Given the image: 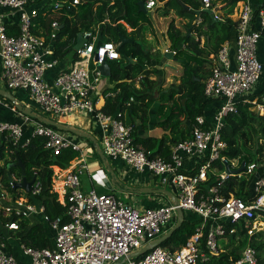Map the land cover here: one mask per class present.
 I'll return each instance as SVG.
<instances>
[{
	"label": "built area",
	"instance_id": "built-area-1",
	"mask_svg": "<svg viewBox=\"0 0 264 264\" xmlns=\"http://www.w3.org/2000/svg\"><path fill=\"white\" fill-rule=\"evenodd\" d=\"M79 1L73 0V3ZM31 2L0 0V7H10L19 15L18 32L9 34L5 14L0 13L1 79L6 89L24 91L32 110L35 106L57 116V119L46 117L48 119L61 121L75 113L88 115L100 130L102 150L106 155L121 158L138 171H149L154 177H159L163 185L173 186L178 202L140 209L123 201L114 192L102 193L96 188L83 190L81 178L84 173H90L88 159L95 153L90 142L83 138L78 140L70 135L71 132L25 114L15 104H9L0 97V139L3 142L25 147L39 136L44 138V148L53 157L64 149L77 153L66 168L52 165V191L66 206L67 220L61 215L51 218L44 205H36L27 195L14 197L10 189L7 191L1 187V180L0 211L8 217L18 216L6 221L5 226L17 230L21 221L27 222L34 215L41 214L43 221L55 231V236L51 247H35L21 242V250L28 258L24 261L10 250V237L5 238L0 232V264H208L209 255H217L223 250L219 241L229 234L237 235L238 224L244 225L250 235L264 231V175L258 164L246 162L243 172L235 174L239 178L245 176L250 182V193L244 196L237 192L226 196L222 192L224 181L230 174L214 165L218 159L225 163L229 161L222 156V150L228 146L222 130L226 117L238 111L241 98L252 103L254 111L264 114V90H256L264 74V62L258 54L264 37L263 7L256 12L252 0L238 3L235 50L226 41L217 53L211 54L214 64L204 86L205 98L217 106L211 117L207 113L197 115L191 125V135L174 142L168 156H165L136 141L133 124L126 121L134 96L126 102L125 108L118 106L114 112L105 108L107 100L113 99L120 88L106 83L105 78L111 80V76L103 75L100 66L106 61L121 58L119 43L101 40L98 45L99 32L86 29L83 31L86 42L76 50L78 58L59 68L60 60L55 56L54 43L60 22L57 19L53 21L49 40L36 32L35 19L39 7ZM201 3L202 9L213 7V0H201ZM155 5L156 0L145 3L147 9ZM165 52L175 55L176 50L167 47ZM53 69L55 74L50 80L48 73ZM249 94L255 97H246ZM2 107L18 113L22 120L1 118ZM185 155H198L201 158L199 164L186 169ZM241 163L240 158L231 160L234 169ZM210 173L220 177L216 183H208ZM11 185L14 183L10 182ZM41 189L40 180L35 178L30 192L37 195ZM178 207L195 213L200 219L187 242L177 250L161 244L144 254L131 256L176 223ZM257 262V249L248 244L240 251L235 264Z\"/></svg>",
	"mask_w": 264,
	"mask_h": 264
},
{
	"label": "trees",
	"instance_id": "trees-1",
	"mask_svg": "<svg viewBox=\"0 0 264 264\" xmlns=\"http://www.w3.org/2000/svg\"><path fill=\"white\" fill-rule=\"evenodd\" d=\"M140 1L146 2L147 0H80L76 4L73 3V0L44 2L35 19V31L46 36L49 40L53 21L57 19L60 22L61 27L56 31L54 43L55 56L60 60L59 68H64L66 65L64 62L62 63V59L70 58L71 62H74L78 58V51L74 47L78 34L86 29H98L102 40H111L106 37V34H112L114 39L116 35V43H119V32L127 37L131 35L134 41L119 46V52L123 55L122 57L126 58L132 55L136 61L133 63L119 62L118 60L109 62L112 69L111 80L117 82L115 87H119L120 91L113 99L107 100L105 108L109 112H114L118 106L125 108L126 102L131 96H134L128 114L134 119V116L138 115V111L141 110L142 118L146 121L149 108L156 99H160L162 103L159 107L156 125L167 130L170 129L171 134H165L159 140L151 136L145 138L138 134L137 126L134 123L133 134L136 141L143 143L149 149L155 146V142H159L155 152L168 156V142H178L191 134V132L188 134L187 131L181 130L186 126V121L193 124L197 115L207 113V109L213 110L216 106L215 102L212 104L204 96L205 82L214 64L211 54L217 53L226 41L232 45L236 44V21L229 14L234 12V7L240 0H226L228 2L226 17L217 20L213 19L206 9L201 8V0H167L165 2L168 7L178 8L181 15L193 20L200 17L199 23L190 24L193 26L191 34L188 33V30L180 32L175 21H171L169 25L168 35L172 41V48L176 50L174 58L180 62L183 71L177 77L179 82L171 83L165 91H161L156 79L150 77L158 70L152 71V69L146 68V65L152 61V55L145 49L138 36L146 25L151 28V19L149 14L141 9ZM257 3L254 6L256 12L260 7L264 8V0H257ZM184 4H190L193 9H186ZM120 20L128 22L133 30L128 33L124 25L119 22ZM202 37L205 38L204 42H202ZM182 44H185V47ZM137 73L141 75V87H136L134 83ZM262 89L264 90V88ZM262 89L259 91H263ZM156 91L159 92L158 98H156ZM253 95L249 94L246 97H255L257 93L255 96ZM0 97L12 104L11 100L3 96ZM252 106V103L241 98L238 102V111L230 113L226 117L222 136L228 146L222 150V156H225L230 163L234 158H240L241 162L243 160L251 162L253 160L250 154L252 149L248 146L252 142L256 147L253 150L254 155L264 149L260 142V139L264 140V114L257 113L252 109ZM84 139H87L90 144H94L91 139L85 137ZM43 142L44 138L38 136L34 137L29 145L16 147L12 143L7 144L0 139V161L5 160V164L0 165V180L14 192V197L26 193L30 201L39 206L44 205L46 213L51 218L61 215L67 220L66 206L59 202L57 193L52 191L54 172L52 165L66 168L77 153L72 149H64L60 155L53 157L44 148ZM11 149L13 151H10ZM18 157L26 165L27 179L40 180L42 189L39 194L32 195L22 187L10 186L8 173H16L17 178L22 179V169L16 164ZM214 165L221 171L226 170V163L221 159L215 160ZM261 174L264 175L262 172ZM219 178L218 175L210 173L209 183H216ZM222 192L226 196H229L231 192H237L244 196L250 193V182L246 178H239L238 175L231 174L224 181ZM17 217V215L8 217L3 214L2 210L0 211V232L5 238L18 236L22 243L35 247L47 246L42 222L35 221L32 224H27L21 221L20 228L17 230L5 226L6 221L17 219ZM199 221L200 219L196 216L185 215L183 224L162 245L171 250H177L195 232ZM236 228L240 239L239 243L236 244V241L239 240L236 239L237 235L229 234L228 250L223 249L217 255L212 254L208 264H235L236 259L240 256L238 249L248 244L257 249V264H264V231H257L250 235L244 225L243 227L237 225Z\"/></svg>",
	"mask_w": 264,
	"mask_h": 264
},
{
	"label": "crops",
	"instance_id": "crops-1",
	"mask_svg": "<svg viewBox=\"0 0 264 264\" xmlns=\"http://www.w3.org/2000/svg\"><path fill=\"white\" fill-rule=\"evenodd\" d=\"M166 1L167 0H162V1L158 0L157 1L156 5L151 8V9L156 8V11H157L153 15L150 14V12H149L150 9H148V11L146 13H148L150 16L151 28L148 25H146L145 28L142 30L141 34L138 36V39L141 42H145L147 44V46L144 45V47L152 55L151 56L152 61L148 64V69H152V71L157 69L158 72L154 73V74H158V75H162V76L164 74H166V72H167V71L166 72L164 71L165 69H168V67L166 65L171 66L172 63L176 60L174 58V55H172L173 57L167 59L165 62H163V60H162L164 57V54L166 53L165 49L167 47L172 48V41L168 35L169 25H170L171 21H175V24L178 27V29L180 30V32H186L188 29H186V31H182L181 27L189 19V18H187V16L181 15L180 13H178V8L168 7L167 5H165ZM242 1L243 0H240L239 2H242ZM44 2L49 3V2H52V0H32L31 4L33 6L35 5V6H38L40 8L43 6ZM163 2H164V4H163ZM239 2H237L236 6L234 7V12L229 14V16L235 21L238 18L237 9L239 6V4H238ZM252 4L254 6H256L258 4L257 0H252ZM185 5H187L188 8H186ZM212 5H213L212 9H213V11H215V14L217 15L218 18L223 19L226 17L227 5H228V2L226 0H213ZM184 7L186 9H193L190 4H184ZM0 13L5 14V23L7 24V32L9 34H16L18 32V21H19L18 13L10 7H0ZM161 14H163L164 16H162ZM165 17H170V20H166ZM193 21L195 22L196 19ZM119 22H121L124 25V27L126 28L128 33L133 30L131 25H129L128 22H126L125 20H120ZM194 22H193V24H194ZM192 29H193V26H191V31H192ZM96 31L99 32L98 29H96ZM99 35H101L100 32H99ZM106 37L108 39H111V40H113V38H114V36L112 34H106ZM128 37H132V36L128 35ZM204 39L205 38L202 37V42H204ZM182 46L185 47V44H182ZM234 48H235V44L232 45V50H235ZM167 53H170V52H167ZM258 54H259L260 59L264 62V37L262 38V40L259 44ZM121 58H122L121 61H123V62L128 61V58H126V57H121ZM120 59H118V61ZM133 59H134L133 62H135L136 58H133ZM61 61H62V63L64 62L66 65H69L72 63L70 58H64ZM121 61H119V62H121ZM110 62H112V60ZM178 66L179 67H175V70L179 73L178 75H180L183 71V68H182V65L180 64V62H179ZM1 72H2V59L0 56V87L3 89H6V86L3 83V80L1 79ZM54 74H55V69L49 71L48 76H49L50 80L52 79V76ZM139 76L140 75H138L134 81L136 87H141V79L139 78ZM151 78L156 79L155 76L151 77ZM175 80H176L175 82H177V83L179 82V79L176 78ZM105 81L108 85L110 83V86H113L114 84L116 85V83H117L116 81L110 80V78H107V80L105 78ZM161 82H162V80H161ZM169 86L166 87L165 89H161V85H160V89H161V91H165L167 88H169ZM262 88H264V74H263L261 81L258 83L256 90H260ZM9 91L12 92L16 96L17 100L20 103H22L23 106H30V107L32 106L31 102L29 101L28 96L24 93V91H22V90L15 91V92L11 91V90H9ZM156 96H157L156 98L159 97V92ZM161 103H162V101L160 99H157L151 105V107L148 110V118L146 119V121H144V119L142 118V111L141 110L138 111V115L134 116V119H132V117L129 116V114L127 115L128 120L130 119V123L131 124L134 123L135 126H137L138 134L140 136L145 137V138L147 136H151V137L159 139V138L163 137L165 134H171L170 129L167 130L163 127L156 125V122L158 121V115H159L158 111H159V107H160ZM12 104H13V102H12ZM216 106H217V103H216ZM212 112H213V110L211 108L207 109V116L211 117ZM80 114H82V115H80ZM80 114L79 113L73 114L72 120L67 119L68 120L67 124L73 125L74 127H78L82 130L88 131L92 135H94V137L96 138V142L94 143L92 141L94 144H91L93 149L95 150V153L91 155V159H88L89 169H90L89 172L90 173H84L82 175V176H85V184L82 183V187L88 188V189L83 188L84 190L96 188L98 192H102V193L114 192L121 197L123 196V197L128 198L127 200L133 199L134 201H131V202H134V203H131V204L135 205L136 207H138L140 209H144L147 207L159 206L161 204H166V203L171 202V199H169L167 197V195H165L164 193L158 192L157 190H159L161 188H166V189L172 191V193H174L175 190H174L173 186L163 185L162 183H160L159 177H157V176L154 177V175L149 173V171H138L137 169H135L133 166L129 165L125 160H123L121 158H113L111 156L106 155L102 150V145H101L100 136H99V134H100L99 128L97 126H95L93 122H91V118L88 115L83 114V113H80ZM1 118L13 120V121H17V122H20L22 120L20 115H18V113L13 112L9 108H5V107L1 108ZM143 122H144V124H143ZM191 125H192V123H190L187 120L186 126H184V128H182L181 130L183 132L187 131V133L189 134V132H191ZM190 135L191 134H189L188 137ZM79 136L74 135L73 137L79 140V139H81ZM179 136H180V133H179ZM188 137H186V138H188ZM138 143H140V142H138ZM140 144L144 145L143 143H140ZM172 144L173 143L168 142L169 149H170V146ZM99 145H101V147ZM200 159L201 158L198 155H195V156L185 155V159H184L185 168L186 169H193L195 166H197L199 164ZM218 170H220V169L218 168ZM215 173L217 174V172H215ZM144 174H147V175H144ZM90 177H92L94 179V181ZM151 181L154 182V185H149V183ZM0 182H1V180H0ZM149 188L152 189L153 191L152 192H148V191L143 192L144 189L147 190ZM163 196L166 197L167 200L162 199ZM191 216L192 217L196 216V214L191 212ZM35 221H39V222L43 223V226H44L43 228L45 231L44 234H45V238L47 239V242H46L47 246H50V247L53 246L54 245L55 231L52 229V227L48 223L43 221L41 214L34 215L29 220H27L26 223L32 224ZM9 237H10V240H9L10 250L12 252H14L18 256V258H20L24 261H28V258L23 254V252L21 250V241L19 240L18 236H9ZM238 237H239V235H238ZM226 239H227V242L225 243V246H222V249H224V250H228V247L226 244H228V242H229L228 241L229 236H227L223 240H226ZM44 247H46V246H44Z\"/></svg>",
	"mask_w": 264,
	"mask_h": 264
},
{
	"label": "water",
	"instance_id": "water-1",
	"mask_svg": "<svg viewBox=\"0 0 264 264\" xmlns=\"http://www.w3.org/2000/svg\"><path fill=\"white\" fill-rule=\"evenodd\" d=\"M140 5H141V9L144 10V12H147L148 9L146 8L145 6V2L144 1H140ZM186 8H188L187 5H185ZM212 16L213 19L217 20L218 17H216V14H215V11H213V9L211 8H205ZM200 17L198 16L195 23H198ZM188 33L191 34V29L189 28L188 29ZM102 40V36H100V39H99V42H98V45L100 44V41ZM134 41V38L133 37H127L125 35L122 34V32H119V46L123 45V44H126V43H130V42H133ZM86 42V38L83 36V32H80L78 34V39H77V43L75 45V50H78L80 49L84 43ZM172 53H165L164 54V57H163V62H165L167 59L169 58H172ZM128 58V61L129 63H132L134 61L133 59V56L132 55H129L127 56ZM101 70L103 71V75L105 76H111L112 75V69H111V65L109 64V62H104L101 66ZM156 93L158 94V91H156ZM0 96H3L4 98H7L9 100H11L13 102V104H15L16 108L25 113V114H28L32 117H36L37 119L49 124V125H52L56 128H59L61 130H64V131H67V132H71V133H74V134H77V135H80L82 137H85V138H88V139H91L94 143L96 142V138L94 137V135H92L90 132L88 131H85V130H82L78 127H74L72 125H69V124H65L61 121H55V120H52V119H48L46 117H43L39 114H37L35 111L32 110V108L30 106H23L22 103H20L16 96L10 92L9 90L7 89H3L0 87ZM245 163L246 161L243 160L242 163H241V166L239 168H232L231 166V163L229 161H226V172L228 174H239V173H242L243 170L245 169ZM16 164L18 166L21 167L22 169V180L21 181H17L15 180V178L12 176L11 173H8V176H9V181L14 183V186L15 187H22L24 188L27 192H30L31 189H32V185L35 181V178L31 179V180H28L27 179V176H26V165L22 162L21 158L18 157V161L16 162ZM152 192L153 190L152 189H147V190H143V192ZM158 192H161V193H164L165 195H167V197L169 199H171V201L173 203H177L178 200H177V197L174 193H172V191L166 189V188H161L159 190H157ZM185 220V210L182 209L181 207H178L177 208V221L176 223L167 231L165 232L162 236L152 240L150 243H148L144 248L140 249V250H137L135 251L134 253L131 254V256L135 257V256H138V255H141V254H144L146 253L147 251H149L150 249H152L153 247H156L158 245H161L163 244L173 233L176 229H178L184 222ZM118 264V263H116Z\"/></svg>",
	"mask_w": 264,
	"mask_h": 264
},
{
	"label": "rangeland",
	"instance_id": "rangeland-1",
	"mask_svg": "<svg viewBox=\"0 0 264 264\" xmlns=\"http://www.w3.org/2000/svg\"><path fill=\"white\" fill-rule=\"evenodd\" d=\"M157 1L158 0H156V3H157ZM163 4H164V2H163ZM149 12H150V14L151 15H153L154 13H156L157 11H156V8H153V9H150L149 10ZM179 13V12H178ZM162 16H164L163 14H161ZM166 18V20H170V17H165ZM187 18H189L188 20H187V22H185L183 25H182V27H181V30L182 31H186V29H191V26H190V24L191 23H193V19L192 18H190V17H187ZM197 19V18H196ZM195 23V22H194ZM190 26V27H189ZM113 40L115 41V42H117V37H116V35H115V39L113 38ZM143 45H145V46H147V44L145 43V42H141ZM122 55V54H121ZM123 56V55H122ZM121 56V57H122ZM122 60V58L119 60V61H121ZM116 62V60H113L112 62ZM179 65V62L177 61V60H175L173 63H172V65L171 66H169V65H166L167 67H168V69H165L164 71L166 72V74H164L163 76L162 75H158V74H154V73H156V72H154L153 74H151L152 76L151 77H154L155 76V78H156V81H157V83H158V86L160 87V85H161V89H165L166 87H168L171 83H174L176 80V78L179 76L178 74V72L175 70V67H179L178 66ZM146 68H148V65L146 66ZM138 75H140V74H138L137 73V75H136V78H137V76ZM171 80H170V79ZM161 80H162V82H161ZM160 83V84H159ZM12 91V90H11ZM157 95V94H156ZM157 97V96H156ZM157 100V99H156ZM155 100V101H156ZM154 101V102H155ZM33 110L34 111H36V112H38L39 114H41L42 116H44V117H49V118H52V119H57V116H53V115H50V114H48V113H45V112H43V111H41L39 108H37V107H33ZM80 114V113H79ZM80 115H82V114H80ZM59 121V120H58ZM67 121L68 120H66V119H62L61 120V122H63V123H65V124H67ZM126 121L127 122H130V119L128 120V118L126 117ZM70 135H72V136H74V135H76V134H74V133H72V134H70ZM79 136V135H78ZM80 138H83L82 140H87V139H84V137H81V136H79ZM159 140V139H158ZM157 140V141H158ZM88 141V140H87ZM260 142H261V145H263V147H264V140H262V139H260ZM158 143L159 142H155V146L151 149L152 151H156L157 150V146H158ZM250 149H252V152L250 153L251 154V156L253 157V160L252 161H254V162H256L257 164H258V166H259V170L262 172V173H264V149L262 150V152L260 151L258 154H256V155H254V153H253V150L256 148L255 147V144H254V142H252V143H250L249 144V146H248ZM10 158V157H9ZM0 163L2 164V165H4L5 164V160H1L0 161ZM0 164V165H1ZM144 175H147V174H144ZM14 178H17V175H16V173H14L13 175H12ZM243 178H245V176H243ZM18 179V178H17ZM153 179V178H152ZM155 180V179H154ZM81 182L82 183H84L85 184V176H82V178H81ZM102 182V181H101ZM149 185H154V182L153 181H151L150 183H149ZM84 186V185H83ZM1 187H3V189H5V190H7V191H9L8 189H9V187L5 184V182H3V185L1 186ZM151 187V186H150ZM84 189H88L87 187H83ZM83 189V190H84ZM0 193H1V189H0ZM175 193H177V192H175ZM13 195H14V192H13ZM24 195H26V193H24ZM119 196V195H118ZM123 201H125V202H127V203H134V202H131V201H134L133 199H130V200H127L128 198H126V197H121V196H119ZM146 197V196H145ZM162 199H165V200H167V198L166 197H164L163 196V198ZM185 215L186 216H191V212H189V211H185ZM238 226H240V227H243V225L240 223V224H238ZM231 239V238H230ZM236 239H239V237H236ZM229 241V240H228ZM239 241H240V239L239 240H237L236 241V244H238L239 243ZM220 244H222V246H225V243L227 242V239L226 240H223V239H221L220 241ZM227 246H229L230 245V243L228 242V244H226ZM243 249V247H241V248H239L238 249V251L240 252L241 250ZM211 255H209V257H210Z\"/></svg>",
	"mask_w": 264,
	"mask_h": 264
},
{
	"label": "bare ground",
	"instance_id": "bare-ground-1",
	"mask_svg": "<svg viewBox=\"0 0 264 264\" xmlns=\"http://www.w3.org/2000/svg\"><path fill=\"white\" fill-rule=\"evenodd\" d=\"M67 119L72 120V117H67Z\"/></svg>",
	"mask_w": 264,
	"mask_h": 264
},
{
	"label": "clouds",
	"instance_id": "clouds-1",
	"mask_svg": "<svg viewBox=\"0 0 264 264\" xmlns=\"http://www.w3.org/2000/svg\"><path fill=\"white\" fill-rule=\"evenodd\" d=\"M77 135V134H76Z\"/></svg>",
	"mask_w": 264,
	"mask_h": 264
}]
</instances>
